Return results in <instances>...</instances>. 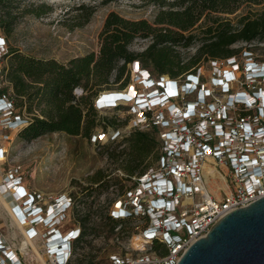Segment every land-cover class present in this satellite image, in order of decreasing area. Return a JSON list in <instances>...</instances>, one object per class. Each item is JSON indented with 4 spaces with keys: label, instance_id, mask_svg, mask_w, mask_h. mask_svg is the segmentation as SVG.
I'll list each match as a JSON object with an SVG mask.
<instances>
[{
    "label": "built area",
    "instance_id": "built-area-1",
    "mask_svg": "<svg viewBox=\"0 0 264 264\" xmlns=\"http://www.w3.org/2000/svg\"><path fill=\"white\" fill-rule=\"evenodd\" d=\"M0 41L1 85L5 83L1 81V58L6 44L2 37ZM217 62H225L229 68H214L215 76L208 85H203L198 75L200 67L194 74L175 80L167 76L152 78L146 69L131 62L128 65L133 82L130 77L123 89L106 91L95 98L93 106L97 111L128 104L126 107L136 118L128 131L155 130L156 124L162 129L155 138L156 162L132 178L133 186L120 194L128 201H117L116 210L108 215L141 221L139 234L129 240L128 253L110 256V264H176L185 250L203 238L218 220L264 197V88L260 87L264 83V62L249 59L241 66L235 57L209 61L214 65ZM238 72L245 90L232 88ZM192 96L179 106L173 103ZM25 119L11 100L0 94V129L16 132ZM94 134L90 139L100 138ZM120 135L115 132L109 141ZM209 159L220 169L213 167L218 177L212 180L215 186L211 191L203 171ZM0 195H8L9 210L26 227L28 239L34 237L37 226L48 227L44 244L49 264H70L69 249L67 256L61 257L62 241L73 242L78 229L61 235L53 228L61 215L71 209L70 198L58 196L42 206L43 196L28 192L20 178L10 174L1 177ZM153 241L164 248V254L145 257ZM0 264H21L1 239Z\"/></svg>",
    "mask_w": 264,
    "mask_h": 264
},
{
    "label": "rangeland",
    "instance_id": "rangeland-1",
    "mask_svg": "<svg viewBox=\"0 0 264 264\" xmlns=\"http://www.w3.org/2000/svg\"><path fill=\"white\" fill-rule=\"evenodd\" d=\"M160 1L162 0H19L17 8L11 13L14 17L11 31L8 35H3L0 31V37L4 39L8 50L15 49L35 58H52L57 62L65 63L70 58L97 52V36L104 17L109 12L128 20L143 19L151 23L159 10L180 9L179 6L167 5L177 0H164L163 7L157 5ZM260 7L259 4L242 2L238 3L235 9L231 6L229 8L233 9H229L230 11L211 13L210 16L224 18L234 24L242 15L256 14ZM203 19L202 16L196 26L202 23ZM191 32L196 34L197 30L192 29ZM147 42V40H134L128 49L130 52H139ZM230 48L242 50L244 46L237 43ZM195 49L196 43L186 48H175L184 61L194 54ZM250 51V57L244 56L241 51L235 57L236 63L242 66L243 62L249 59L256 63L264 59V40L250 47ZM127 67L129 68V65ZM216 67L229 68L225 62H217L215 65L209 62L202 63L198 75L203 85L210 84V79L215 76ZM128 75L132 78L130 72ZM151 77L155 76L151 75ZM235 77L237 80L232 88L245 90L240 82L241 73H235ZM119 83L120 81L114 82L111 77L106 86L113 91ZM260 87L264 88V83H261ZM6 88V83H2L0 94L5 95ZM74 94L78 96L80 91H75ZM193 98L194 96L181 97L173 103L179 106L181 102ZM121 106L118 110L107 109L97 113L101 123L107 124V121L109 123L103 134L97 128L94 135L100 138L96 140L93 138L86 140L63 132H49L25 141L14 130L0 129L2 149L0 180L3 176L9 177V174L19 177L21 185L28 192H36L43 196V202L40 203L42 206L51 204L58 196L72 199L71 209L65 211L57 225L53 227L61 235L71 230L84 231L78 242H69L70 264H110L109 257L128 253L131 236L139 234L137 231L141 224L140 220L122 222L120 226L115 225L112 230L106 223L110 211L116 210L115 203L128 201L117 189H108L98 194L92 192L88 196L83 191V188L89 185L87 178L96 170H101L110 178L121 176L120 172L114 170V165L106 159L101 147L115 132L126 133L131 122L136 119L132 111L126 107L128 104ZM161 130L156 124L154 130L156 139ZM2 136H6V139L3 140ZM204 166L216 168L210 159L205 161ZM207 174L210 178H207ZM215 177L218 176H215L213 170L206 171L209 191L214 190L215 185L212 180ZM215 183L218 188L221 187L218 181ZM124 184L127 185V182ZM1 197L9 209L11 203L8 195ZM7 212L9 213L0 205V239L4 245L15 254L21 264H49L44 244L45 237L49 233L48 227L37 226L36 234L31 239V244H28L24 242L22 232L12 225L11 217ZM25 228L23 226L24 234ZM151 253L156 252L150 249L144 255L148 257Z\"/></svg>",
    "mask_w": 264,
    "mask_h": 264
},
{
    "label": "trees",
    "instance_id": "trees-1",
    "mask_svg": "<svg viewBox=\"0 0 264 264\" xmlns=\"http://www.w3.org/2000/svg\"><path fill=\"white\" fill-rule=\"evenodd\" d=\"M18 1L0 0V31L3 35H8L13 27L11 13L17 8ZM242 2L259 4L260 10L254 15L238 17L234 24L210 16L211 13L230 11ZM157 5L163 7L164 0ZM167 5L180 9L159 10L151 23L143 19L128 20L109 12L97 36V52L70 58L65 63L6 48L1 58V81L7 85L5 96L17 113L26 118L16 131L21 139L29 141L45 133L63 132L89 140L97 128L104 133L109 122L98 120L100 111L95 110L93 102L101 92L112 90L106 86L111 77L114 82L120 81L113 90H121L130 83L127 65L131 62L139 64L150 75L182 80L186 75L194 74L202 63L236 57L241 51L250 55V47L264 40V0H177ZM202 16V23L196 26ZM192 29L197 33L193 34ZM137 39L148 42L139 52H130L128 47ZM194 43V54L184 61L175 48H186ZM237 43L244 48H230ZM78 90L80 94L76 96L74 92ZM121 107L117 105L111 110ZM153 131V128L131 130L102 144L103 154L121 176L110 178L96 170L87 178L89 185L83 188L86 196L108 189H117L123 194L130 189L134 184L132 178L140 176L158 158ZM130 218L107 216L106 223L112 230L115 225L130 222ZM83 233L78 229L73 242H78ZM151 248L157 254H164V248L157 241L152 242Z\"/></svg>",
    "mask_w": 264,
    "mask_h": 264
},
{
    "label": "water",
    "instance_id": "water-1",
    "mask_svg": "<svg viewBox=\"0 0 264 264\" xmlns=\"http://www.w3.org/2000/svg\"><path fill=\"white\" fill-rule=\"evenodd\" d=\"M176 264H264V197L218 220Z\"/></svg>",
    "mask_w": 264,
    "mask_h": 264
},
{
    "label": "bare ground",
    "instance_id": "bare-ground-1",
    "mask_svg": "<svg viewBox=\"0 0 264 264\" xmlns=\"http://www.w3.org/2000/svg\"><path fill=\"white\" fill-rule=\"evenodd\" d=\"M103 94H105V92H102ZM207 165V164H206ZM209 170H213V167L210 166H204L203 171H204V176H205V181H206V171ZM207 178H210V176L207 174ZM6 197V196H5ZM7 202V201H6ZM0 205L3 209L9 211V213L7 212V215H9L11 217V223L12 225H14L15 227L18 228V230L20 232H22L23 234V240L24 242L31 244V239H28L26 234H24V229H23V225L21 222H19V220L14 216V214L8 209V206L6 205V203L3 201V198L0 195ZM62 252H61V257H66L67 256V250H65V247L62 245Z\"/></svg>",
    "mask_w": 264,
    "mask_h": 264
},
{
    "label": "clouds",
    "instance_id": "clouds-1",
    "mask_svg": "<svg viewBox=\"0 0 264 264\" xmlns=\"http://www.w3.org/2000/svg\"><path fill=\"white\" fill-rule=\"evenodd\" d=\"M65 246H66L65 249L68 251V249H69V242L67 240H65Z\"/></svg>",
    "mask_w": 264,
    "mask_h": 264
},
{
    "label": "snow or ice",
    "instance_id": "snow-or-ice-1",
    "mask_svg": "<svg viewBox=\"0 0 264 264\" xmlns=\"http://www.w3.org/2000/svg\"><path fill=\"white\" fill-rule=\"evenodd\" d=\"M0 43H2V41H0Z\"/></svg>",
    "mask_w": 264,
    "mask_h": 264
}]
</instances>
